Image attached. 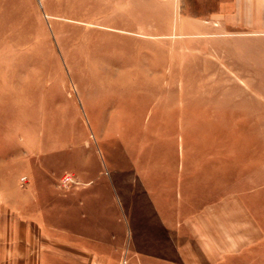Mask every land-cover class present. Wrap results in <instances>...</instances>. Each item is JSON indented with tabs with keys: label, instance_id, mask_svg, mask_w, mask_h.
I'll return each mask as SVG.
<instances>
[{
	"label": "rangeland",
	"instance_id": "obj_1",
	"mask_svg": "<svg viewBox=\"0 0 264 264\" xmlns=\"http://www.w3.org/2000/svg\"><path fill=\"white\" fill-rule=\"evenodd\" d=\"M184 16L183 0H0L4 152L12 149L7 137L35 138L36 162L48 173L37 166L36 179L21 173L22 207L59 234L67 203L73 234L78 195L87 199L82 224L94 220L96 233H116L121 264H136L131 252L147 236L135 208L144 171L166 168L172 178L179 130L228 137L246 167L248 155H259L264 224V37L240 27H190ZM84 170L93 184L82 190ZM66 173L75 181L64 183Z\"/></svg>",
	"mask_w": 264,
	"mask_h": 264
},
{
	"label": "crops",
	"instance_id": "obj_2",
	"mask_svg": "<svg viewBox=\"0 0 264 264\" xmlns=\"http://www.w3.org/2000/svg\"><path fill=\"white\" fill-rule=\"evenodd\" d=\"M183 10L190 27L203 23L206 29L240 27L246 34L264 37V0H183ZM181 133L172 178L166 168L144 171L135 208L141 215L139 230L147 236H140L142 243L131 252L132 260L136 258V264H264L259 155H248L251 161L246 167L244 151L230 150L228 137H184ZM5 138L0 137V264H121L124 242L116 233H96L94 220L87 227L82 224L78 211L81 206L88 208L87 199L78 195L77 232L73 234L65 224L67 203L61 204L59 234L47 219L26 212L18 191L19 176L24 172L36 179L35 166L40 175L48 174L42 161L36 162L40 142L7 137L12 149L5 155ZM22 146L29 149L22 151ZM82 175L89 184L82 190L88 189L93 184L91 174L84 170ZM12 190L16 192L11 196L8 191ZM91 195L96 203L98 195ZM131 196L125 183L124 197L130 205L134 203Z\"/></svg>",
	"mask_w": 264,
	"mask_h": 264
},
{
	"label": "built area",
	"instance_id": "obj_3",
	"mask_svg": "<svg viewBox=\"0 0 264 264\" xmlns=\"http://www.w3.org/2000/svg\"><path fill=\"white\" fill-rule=\"evenodd\" d=\"M21 179H22V180H25V179H27V176H23ZM62 181H63L64 183L74 182V181H75L74 174H72V173H66V174L63 176Z\"/></svg>",
	"mask_w": 264,
	"mask_h": 264
}]
</instances>
